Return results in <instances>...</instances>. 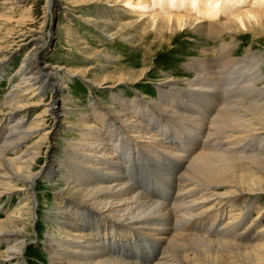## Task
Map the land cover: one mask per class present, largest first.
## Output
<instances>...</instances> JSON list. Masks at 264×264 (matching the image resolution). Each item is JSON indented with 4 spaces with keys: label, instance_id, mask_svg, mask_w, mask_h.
<instances>
[{
    "label": "bare ground",
    "instance_id": "6f19581e",
    "mask_svg": "<svg viewBox=\"0 0 264 264\" xmlns=\"http://www.w3.org/2000/svg\"><path fill=\"white\" fill-rule=\"evenodd\" d=\"M27 1L0 0V13H6L0 14V34L7 31L0 38V78L13 57L25 54L12 77L19 80L15 92L10 91L9 99L0 105V207L6 197L22 194L24 198L7 216H1L0 208V248L7 246L0 252V264H26L23 256L29 234L24 220L33 225L44 216L51 223L46 228L52 230L41 238L50 264H136L105 246L109 241L113 246L127 243L132 247L139 232L151 235L149 240L155 244L161 240L168 244L162 246L165 254L151 264H264V225L257 222L264 214V86L260 87L264 85V54L249 50L244 57H235L237 45L224 40L245 33L261 35L264 0H256L250 10L243 8L248 0H113L104 17L95 19L99 38L103 43L117 41L143 49L146 54L139 63L133 62L129 73L115 72L114 77L104 79L115 80L107 88L109 95L117 97L107 104L110 107L103 104L100 110L99 100L97 105L90 100L86 110L76 106L80 117L67 129L77 137L58 148L61 158L49 149L48 166L37 172L44 144L56 127L46 130L40 117L28 125L26 115L33 106L28 99L38 98L41 103L49 93L52 101L44 115L58 122L70 106L75 107L70 105L66 84L83 77L44 62L50 35L37 36L21 23L8 28L10 16ZM54 1L45 0L46 16L53 13ZM133 12L139 16L122 20ZM181 37L197 42L196 48L206 41L220 42L222 49L212 52L220 57L206 59L208 47H202L206 55L185 64L197 75L195 79L175 81L171 75L158 79L157 99L144 97L139 88L147 85L143 79L156 64L154 57ZM113 56L103 54L107 61ZM249 62L253 66L247 70ZM86 81L95 99L102 83ZM128 86L139 91L132 100L116 95ZM201 123L210 129L206 136H202ZM168 133L186 141L180 144L184 153L178 155L192 152L185 161L187 167L177 164V173L171 174L174 179L168 178L166 186L175 189L172 205L148 198L124 171L135 155L147 154L160 174H167L161 172L165 171L163 162L177 158L175 150H170ZM43 180L57 192L56 202L40 218L38 211L33 215V204L35 184ZM254 213L257 216L252 219ZM193 224L203 234L199 238L186 232ZM154 257L151 251L148 261Z\"/></svg>",
    "mask_w": 264,
    "mask_h": 264
},
{
    "label": "rangeland",
    "instance_id": "374dc122",
    "mask_svg": "<svg viewBox=\"0 0 264 264\" xmlns=\"http://www.w3.org/2000/svg\"><path fill=\"white\" fill-rule=\"evenodd\" d=\"M99 1L101 3H99ZM148 1L151 2V0ZM255 1L256 0H248L246 4H243V8H246L245 10L249 9V7L251 9H254L255 5H252V3H256ZM111 2H113V0H55L53 4V13L50 14L51 16H46L44 9V6L46 5L45 0H28L24 5H22L19 11L10 16L12 17L13 25L11 24L10 26H8V28L14 26L15 24L21 23L20 25L24 26V28L26 27L27 29L29 28V30H34V34H36L37 36H40L43 32L47 35H50V37L48 38V48L45 51L44 62L69 69L70 71H72V73H75L76 71L80 72L83 78H86L91 82L93 81L96 84L102 83L103 87L102 89L97 90L96 95L98 98L96 97L95 99H93V95L89 93L88 86H86L84 83L87 82L86 79H83L81 77L73 78L75 80L67 83L66 85L68 86L70 105H73L74 103L75 107L70 106L66 114L61 116L58 122H55L53 117H50L49 115L45 117L44 115L46 107L52 101L49 93L48 95L43 97L41 103L39 102L38 98L28 99V101L33 104L32 108H30L28 111V115H26L28 125L31 124L37 117H40V121H44L46 123V130H51L52 128H54V126L56 127V131L50 134L49 139L44 144L43 153L38 165L35 168V172L39 171L43 166H48L49 161H47L45 158H47L46 154L49 149H54L55 156L61 158V151L59 150L60 147L66 145L65 141L67 139L77 137V133L67 129L72 124H75V122L80 117V114L75 112L77 111L76 106L80 105V109L78 110H86L90 106V100L92 102L96 100V105L98 104L97 100H99L100 105H98V108H100V110L103 109V104H106L105 107H110L107 106V104H109L110 102H115L117 97H113L111 93L109 95V93L107 92V88L111 86V84L114 83L115 80L110 79L106 82H103L104 79L114 77L115 72L119 73L122 71L123 74L129 73L130 67L134 66L133 62L139 63V61L143 60L144 54H146L143 49H141V51L131 49L124 44L120 45V43H117V41L111 43H103L102 38H99L101 36L100 30L98 31L99 25H97V21L95 19L98 17H104L103 15L106 11V8L113 7V3ZM119 5L121 6L122 4L120 3ZM158 9L160 10L161 7L156 8V10ZM147 12L153 14L152 11ZM0 14L6 13L1 12ZM23 15H27V18L24 19L22 17ZM138 16L139 14L133 12L132 14L125 15L122 20L131 17L136 18ZM5 32L7 33V31L4 30L3 33L0 34V38L5 35ZM109 32L110 31H108V33ZM101 33L103 35L105 34L104 32ZM137 34L139 33H136V35ZM248 34L249 33H245L239 36H235L234 39L229 37L227 39L224 38L226 43H235L237 45V48L232 53L233 55H235V57L242 58L247 54L246 52H248L249 50H253L258 54H260V52L261 54H264V29L259 36ZM189 41L190 40H188L187 37H181L175 42L174 46H171L170 48L166 46L163 47V49L154 57L155 61H153V63L156 62V64H153L154 67L152 66L151 73H149L143 79V81L146 82L147 85L139 88L141 95L146 98L157 99L156 90L154 88L155 84L159 82L157 80L163 78L166 79L170 75L175 79V81L195 79L197 75L194 72L187 70L185 68V64L189 63L192 58L195 59L197 57H201V54L206 55L202 51V47H208L209 56H207L206 59L214 58V60H218V58L220 57L218 53H212L213 50L222 49L220 42L214 43L212 41H206L204 45H200L201 47L196 48V45L198 43L195 41H191L195 43V46L193 48L191 46V42ZM104 52L109 53L110 58L114 55L113 57L115 58V60L117 59V61H115L114 58L109 61L105 60L103 58ZM24 55V52H20L18 53V55L13 57L6 68V75L4 74V76L0 78V105L1 103H3L4 101L6 102V100L9 99V94L15 92L14 86L19 83V80L12 77L13 75H15L16 70L20 68ZM135 65L136 68L140 66L139 64ZM245 66L248 70L253 66V64L249 62ZM183 69L186 71H184ZM164 74H166L165 77ZM213 78H218V76H213ZM262 86L264 85H261L260 87ZM11 87L14 90H12ZM104 87L106 88L104 89ZM137 91V89L135 90L133 89V87L128 86V89L126 91H123L116 95L132 100L136 93H139V91ZM61 105L62 104L60 103V106ZM205 109V111H211L210 108L205 107ZM190 116H193V114H190ZM162 123L163 125H166L164 121H162ZM200 128H202L200 130H202L204 133L202 134V136H206V132L209 129L206 123H201ZM167 135L170 138L168 142L172 141L171 143L173 144H170L172 147L170 150L172 151L174 149V157H177L174 158V160H167L168 157H172L170 155L166 158L167 161L163 160L164 162L162 164V168L165 169V171L161 170V172H166L167 174H160V172L155 168L157 163L153 164L152 161H150L146 157L147 154L142 155L141 153V155H137V157L136 155L134 156L135 158L133 159V163H131L132 165H130V163L128 164L129 169L131 170L130 172L126 173L129 174V178L132 183L134 181L135 186L138 185L140 191L143 192L148 198L157 203L172 205L174 203L173 196L175 193V189L170 191L169 185L166 186L168 184V178L170 177V180L174 179L172 178L171 174L174 175V173H177L178 169L176 165L179 163L185 165V161H188L190 159V157L192 156V152L187 155H178V153H184V150L182 149L180 144L186 141L180 139L177 140L176 136L170 133H168ZM2 137L3 135L0 134V145ZM126 138L132 140L129 135H126ZM187 141L190 144L192 143L191 139ZM161 153L163 155V152ZM228 153L230 155H233L234 151H228ZM151 155L153 156V154H150L149 156ZM160 161L162 162V160ZM185 167H187V165H185ZM126 169L127 168H125L124 171ZM47 170L48 169H43V172ZM181 173H178V176ZM61 181H59V183L63 185L64 182ZM61 188H64V186H62ZM35 190L36 196L34 197L35 204H33V215L38 211L41 218L44 212L50 210L53 204L56 202L55 193L57 192V190L53 188L52 183L44 180L36 182ZM8 198L9 197H6L7 200H3V208L0 207L2 209L1 216L3 217L7 216L8 213H11V211H14L18 204L24 200L22 194L20 196L13 195L11 199ZM165 198L167 199L163 200ZM261 207H264V203ZM263 215L264 214L261 213V217L257 221L260 223V227L264 225ZM252 216V219H254L257 216V213H254V215ZM43 218V221L41 219L39 221L36 220L33 225L27 220H24V222L27 224L29 234L28 246L24 251L23 256V260L26 261V264H50L49 258L46 255V250L45 248H43L44 245H42L41 238L43 237V234L47 233V230L52 231L49 228H46V225L49 224L51 226V223H49V218L47 216H44ZM27 219H30V217H27ZM32 220L30 219V221ZM196 228H198V226L194 228L193 224L192 227L186 229L187 234L199 238L198 235L203 234H201L202 232L196 230ZM168 229L172 231V227ZM92 234H96V232H92ZM136 237L138 242L132 247L127 246V243H124L120 246H112L110 248L108 246H105V248L112 253L119 254V256L123 258V260L131 263L135 262L136 264H151L155 262L156 259H158L161 255L163 256L165 254L163 253L162 246L164 245V242L162 240L160 243L155 244L151 240H149L151 235L144 236V234L140 232L136 234ZM31 239L35 240L31 241ZM166 245H164L163 247H167ZM130 247L132 248L131 252H129L131 250ZM2 248H0V252L5 251L7 246H4ZM151 251H153L156 258L154 257V260L148 261L147 257L149 256ZM143 254L148 255L145 257ZM124 255L127 256V259L124 258Z\"/></svg>",
    "mask_w": 264,
    "mask_h": 264
}]
</instances>
